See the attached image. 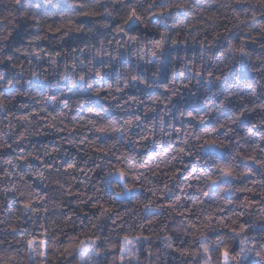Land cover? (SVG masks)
<instances>
[{
  "label": "snow or ice",
  "instance_id": "6c2138e0",
  "mask_svg": "<svg viewBox=\"0 0 264 264\" xmlns=\"http://www.w3.org/2000/svg\"><path fill=\"white\" fill-rule=\"evenodd\" d=\"M11 2L20 13L19 17H0V20H8V23L14 26H18L15 24L16 19L30 21V25L37 31L27 39L26 44L20 46L8 43L12 36L11 31L0 33V65L5 69V74L0 75V89L4 90L0 92V115L7 121L4 125L7 130L3 131V138L0 139V194L5 202L4 209L9 212L11 194L12 202L19 205L16 208L19 213L17 219L26 218L32 225V232L29 234L28 230L13 223L11 219H0V225H3L0 232L6 233L0 238V264H23L19 259L21 253L27 255L30 264H65L68 257H75L76 254L80 257L79 264H108L110 253L111 264H145V261L147 264H159L163 256L169 253L178 254L185 264H264V235H249L250 232L256 231V225L248 224L244 219L246 216L255 215L254 209L259 206L256 223L264 225V179H252L254 175L264 177V132L260 131L264 128V93L260 94L259 101L251 107L252 112H258L259 123H252L246 128L245 135L237 134L238 138L232 137L225 142L220 139L218 133L223 129V135L231 137V125L240 121L249 111L246 106L237 110L232 118L223 122L217 121L210 127L205 126L201 131H197L191 123L185 129L184 120L181 119V126H172V132L167 133L169 137L175 133V145L172 139H169L166 147L163 141L160 142L163 155L149 150L147 146L150 137L154 140L155 121L152 125H144L146 133L139 134L138 139H133L130 133L140 124L141 115L132 114L124 118L122 123L120 118H109L106 115L113 101H116L117 109L124 111H131L124 108L126 104L143 103L136 95L119 96L115 93H126L136 84L152 87L137 71L124 67L129 61L124 59L123 53H127L129 58H144L141 55L140 28L143 27L145 31H151V27L159 28V18L166 19L171 15L172 9L183 11L188 5L183 0H172L167 4L148 0L146 6H142L134 0H126L122 3L123 11L118 13L119 20L113 31L117 36L127 37V40L115 37L107 41L100 39L99 47L96 43L90 45L85 40L82 44L71 46L69 50L62 48L50 37L62 42L71 33L87 35L83 26L71 20L64 21L63 16L60 19L64 22L49 23L51 17L38 15L41 5L35 3V0ZM71 2L78 16L91 18L99 14L90 10L83 0ZM242 2L243 0H235L236 4ZM33 7L37 11H32ZM226 7L233 6L228 4ZM261 7H264V0H261ZM107 15L111 16L112 13ZM240 23L244 21L241 20ZM165 27L167 28L166 23ZM91 31L92 29H88V32ZM260 32V47L264 48V27ZM244 35L247 39L239 44H234L224 37L226 47H219L251 61L252 55L246 44L257 43V37L251 36L250 33ZM219 39L221 36L217 33L207 44L203 40L200 41V46L210 48ZM41 42H48L50 48L42 47ZM168 42L163 33L159 39L149 41L155 50L151 52V59L146 62L152 64L155 60L157 71ZM170 42L172 45L178 43L175 39ZM106 44H115V48L110 50L106 48ZM132 45H137V48L133 50ZM224 51L219 54L223 56ZM17 53L34 57L37 61H44L47 57L46 63L49 67L45 68L44 72L56 78L57 86L61 81H65L68 91L79 89L81 94L87 92L89 95L86 99L78 98L73 101L77 113H80L81 107L87 105V115L68 117L64 111L49 110L45 106L46 101L61 102L60 97L55 94L41 93L37 97L31 92L22 91L25 65L19 61ZM61 58L64 59V66L58 71ZM258 59H261V65H264V58ZM97 60L99 66L96 64ZM28 64H32L31 59ZM259 71L264 77V66L260 67ZM30 76L29 83L33 80L42 82L40 74L36 71H30ZM196 76H202V72H196ZM242 79L238 77L233 87L239 86ZM224 80L226 75L223 69L219 72L207 71L206 82L209 85ZM190 83L191 81L183 87H189ZM246 87L251 89L249 97L255 98L257 93L253 85L248 83ZM48 90L49 93L53 92L51 83ZM163 90L169 95L164 97L163 101L157 96L152 103H164L167 109L179 95V90L170 88L168 84L163 85ZM61 94L63 95V92ZM222 94L224 101H229L235 96L243 104L245 99L239 92H234L232 87L226 88ZM17 96H29L40 107L29 110L28 105L21 104L18 112H14L9 105ZM98 101L107 102V107ZM62 103L67 112L73 111L67 100ZM224 106V102H221L220 107ZM207 108L208 111H204L203 115L202 110L196 108H177V111L181 118H186L189 122L207 125L206 118L211 115V105H207ZM155 111V108H147L145 115ZM69 119L71 123L67 122ZM45 129L56 133L66 132L67 136L62 137L63 143L74 148L76 153H82V157L77 159L64 151V159L57 163L56 155L62 151V145L50 149L47 145L44 146L43 156L50 157L51 162L43 159L41 153L35 149L26 151L31 138L44 135ZM160 131H165L163 117ZM89 133L93 135L89 136ZM241 140L244 141L243 144ZM233 143L234 147L229 150V145ZM128 145H131V151L125 150ZM141 148L147 153V159L141 154ZM214 153L220 155H213ZM185 157H196V165L192 166L186 162ZM201 160L206 167L200 165ZM237 160L245 162L243 167L234 163ZM34 161L38 166H34ZM89 161H92L94 168L88 164ZM177 164L180 167H177ZM145 168L147 172L143 171ZM95 170L102 173L101 184L115 192L114 196L106 193L107 200L97 195L101 189L95 184L89 194L87 189L83 192L75 191L70 183L71 180L77 179V173L88 177ZM152 178H157L162 187L157 184L145 188V182L153 183ZM257 184L259 188L255 187ZM137 185L142 190L150 191L155 198L138 200V207L149 210L155 205L157 213H165L171 220L162 222L160 216L155 214L152 218H144L135 224L139 229L138 234L132 235L131 238L125 234L119 245L113 244L111 237L97 234L103 232L105 220H111L112 225H117V220L113 217L115 209L110 201L114 203L116 198H127L129 194H135ZM66 196L76 197L78 206L90 203L91 208L95 209L93 216L96 222H90L88 227L96 231H85L83 222L79 234L67 231L69 226L75 229L80 215L77 210L70 213L65 210ZM84 215L87 216L88 213ZM116 216H119L118 212ZM37 227L41 230L40 238H37L35 232ZM118 227L123 228V224ZM261 231L264 232V228H261ZM9 236L13 238L9 239ZM154 240L162 241V250L153 247ZM13 245L17 246L14 254L7 251Z\"/></svg>",
  "mask_w": 264,
  "mask_h": 264
},
{
  "label": "trees",
  "instance_id": "16d2710c",
  "mask_svg": "<svg viewBox=\"0 0 264 264\" xmlns=\"http://www.w3.org/2000/svg\"><path fill=\"white\" fill-rule=\"evenodd\" d=\"M83 2L90 10L99 14L91 18L78 16L77 12L73 10L71 0H35V3L41 5V9L38 10V15L44 18L51 17V19L48 20L49 23L59 24L71 20L75 24L83 26L85 33H87V35L84 33H71L68 37H65V40L62 42L58 41L55 37H50L51 40L60 44L62 48L69 50L71 46H74L77 43L82 44L85 40H87L90 45L96 43L97 47H99L98 41L100 39L107 41L112 40L115 37L116 39L127 40V37L117 36L113 31L119 20L118 13H122L123 11L122 3L126 2V0H121V2H116V0H83ZM134 2L146 6L148 0H134ZM170 2H172V0H158V3L167 4ZM176 2H180V0H176ZM183 2L186 3L188 7L183 11L172 9V13L168 18H159V28L151 27V31H145L143 27L140 28L139 39L142 46L141 55L144 57L143 59L136 56L129 58L127 53H123L124 59L129 61L124 67L137 71L143 79H146L152 85V87H145L144 85L136 84L132 85L126 93H115V95H136L138 99L143 101V103L126 104L124 105V108L131 109V111H124L123 109H117L115 107L116 101H113L112 107L109 108L106 113L109 118H120L121 123L124 118H127L132 114L141 115L140 124L134 127L130 133L133 139H138L139 134L146 133L144 125H152V122L155 121L154 140L150 137L147 146L149 150H154L161 155H163L161 141H163V145L166 147L169 139H172L173 144L175 145V133H173L172 137H169L167 133L172 132V126L180 127L181 119L184 120L185 129H187L189 123H191L195 126L197 131H201L205 126L210 127L216 124L217 121L223 122L232 118L237 110L246 106L249 108V111L240 121L231 125L233 128L231 137H225L223 135V129L218 133L220 139L225 140V142L231 140L232 137L238 138L237 134H239V136L245 135L246 128L250 127L252 123H259V114L258 112H252L251 107L255 102L259 101L260 94L264 93V87H261V85H264V77H262L261 72L259 71L260 67L264 65H261V59H258V57L264 58V48L260 47V39L262 35L260 29L264 27V7H261V0H250V2L249 0H243L240 4H236L235 0H183ZM228 4H231L233 7H226ZM32 11L37 10L33 7ZM109 12L112 13L111 16L107 15ZM19 15L20 13L17 11L11 0H0V17H8L9 19H12L13 17H19ZM61 16L64 17V21L60 19ZM241 20H243L244 23L241 24ZM165 23L167 24V28L165 27ZM15 24L18 26L9 24L8 20H0V33H4L5 30L12 32V36L8 42L9 44H15L16 46L26 44L27 39L37 31L35 27L30 25V21L16 19ZM105 25H111V27H105ZM236 25H239V27ZM88 29H92V31L88 32ZM161 33L168 38L169 42L165 45L164 55L160 60L159 71H157L155 60L152 64H148L146 61L151 59V52L155 50L149 41L159 39ZM217 33L220 34L221 39L213 43V46L210 48H201L200 41L203 40L207 44L212 41V37L216 36ZM245 33H250L251 36L257 37V43L253 44L248 42L246 44L247 50L252 55L251 61L246 58H241L238 54L224 51L223 48L219 47V45H224L226 47L224 37H227V39L231 40L234 44H239L242 40L247 39L244 35ZM172 39L177 40L178 43L172 45L170 42ZM41 46L50 48L48 42H41ZM105 46L110 50L115 48V44H106ZM132 48L135 50L137 45H132ZM6 51H10V49H6ZM221 51H224L223 56L219 54ZM16 55L18 56L19 61L23 62L25 65L22 77V91L31 92L32 95L37 97H39L41 93L55 94L60 97L61 102L54 103L52 101H46L45 106L49 110L55 109L56 111H64L67 113L68 117H79L81 114L87 115V105L81 107L80 113H77L76 105L73 104V101L78 98L86 99L89 94L87 92L81 94L79 89L68 91L66 87L67 82L65 81H61L57 86L56 78L50 73L44 72V69L49 67L46 63L47 57H45L44 61H37L34 57L21 56L19 53ZM77 55H79V53H77ZM89 58H91L90 55ZM29 59L32 60L31 65L28 64ZM96 64L99 66L98 60L96 61ZM201 65H203V69H201ZM63 66L64 59L61 58L60 67L57 70L61 71ZM220 69L224 70L226 80L223 82H214L212 85H209L206 82L207 71L213 70L219 72ZM30 71H36L39 73L42 82L37 83L33 80L32 83H29L28 81L31 79ZM69 71H71V69H69ZM196 72H202V76H196ZM3 74H5V69L0 65V75ZM45 76L47 79H45ZM238 77H242L243 79L239 86L233 87ZM115 78L116 76L114 75L113 79ZM189 81H191L189 87H183V85ZM49 83L52 85V93H49L48 90ZM248 83L253 85V89L257 93L255 98H251L248 95L251 91V89L246 87V84ZM165 84H168L170 88L179 90V95L174 98L173 103L169 105L167 109L164 107V103H152V100L157 96H160L163 101V98L169 95V93H166L163 90V85ZM228 87H232L234 92H239L245 97L243 104H241V101L235 96L229 101H224V95L222 92L226 91V88ZM3 91L4 90L0 89V92ZM62 92L63 95L61 94ZM64 100H67L68 104L72 106V112H67V109L64 108L62 103ZM122 102L123 101L121 100V103ZM221 102H224L225 104L223 108L220 107ZM98 103L104 104L105 107H107V102L105 101H98ZM21 104L28 105L29 110L40 107V105L35 104L29 96H17L9 107H11L14 112H18ZM207 105H211V115L206 118L207 125H200L195 121L189 122L186 118H181L177 111V108H183L185 110L196 108L202 110L201 115H203L204 111H208ZM147 108H155L156 111L148 112L147 115H145V110ZM169 113H172V115ZM161 117H163V127L165 129L163 133L160 131ZM67 122L71 123V120L69 119ZM5 124H7V121H4L2 115H0V139L3 138V131L7 130L4 127ZM260 131L264 132V128L260 129ZM44 132V135L31 138V143L26 151H32L35 149L41 153L43 159L51 162L50 157L43 156L44 146L47 145L50 149L53 146L62 145V151L56 155L57 163L64 159V151L69 152L70 155L77 159L82 157V153H76L74 148L63 143L62 137L67 136L66 132L56 133L50 129H45ZM88 135L91 136L93 134L89 133ZM243 143L244 141L241 140V144ZM81 147L83 148L84 146L82 145ZM233 147L234 143L230 144L229 150ZM125 150L131 151V145L126 146ZM193 151H195V149H193ZM141 154L147 159V153L144 152L143 148H141ZM213 155L219 156L220 154L214 153ZM184 159L192 166H195L197 163L196 157H185ZM199 163L201 166H205L203 160ZM234 163L240 164L241 167L245 164L244 161L239 160ZM33 164L34 166H38V163L35 161ZM88 164L94 168L92 161H89ZM177 167H180V165L177 164ZM143 171L147 172L148 170L145 168ZM76 175L77 179L70 181L75 191L83 192L87 189V192L90 194L93 191L92 185L95 184L101 189V192L97 195L103 196L105 200L108 199L106 193L112 196L115 195L114 190H109L101 184L100 178L102 173L99 170L90 173L88 177L79 173ZM252 179L258 181L264 179V177L254 175ZM152 180V184L145 182L144 187L151 188L157 184L162 187V184H160V181L157 178H152ZM80 181H84V183H80ZM0 186H2V182H0ZM255 187L259 188V184L255 185ZM233 195L235 196L239 194ZM169 198H171V194H169ZM146 199L151 200L155 198L152 197L150 191L142 190L139 185H137L135 194H130L128 198H116L114 203L110 201L115 209L113 217L117 220V225H112L111 220H105L103 221V232H98L97 234L102 237H111L113 244L119 245L122 241L123 235L128 234L131 238L132 235L138 234L139 229L135 227V224L144 218H152L155 214L160 216L162 222H168L171 220V217H168L165 213H157L155 205L149 210L138 207L137 201H144ZM64 200V208L66 211L70 213L73 210H77L80 215L79 220L76 222L75 229L69 226L67 229L68 232L72 233L74 231L76 234H79L81 222L86 226L85 231H96L88 227L90 222H96L93 216L95 209L91 208L90 203L78 206L76 203V197L74 196H66L64 197ZM9 202L11 203L10 212L4 209L5 202L3 200V195L0 194V219H5L6 221L11 219L13 223L25 228L28 230L29 234H31L32 225L26 221V218L21 217L17 219L19 213L16 212V208H18L19 205L12 202L11 194L9 195ZM258 208L259 206L254 209L255 215L246 216L244 218L248 224L256 225V231L250 232L249 235H264V232L261 231V228H264V225L256 223V215H259ZM116 212L119 213V216H116ZM84 213H88V215L85 216ZM120 217H123V219ZM120 224H123V228L118 227ZM2 227L3 225H0V228ZM156 227L158 228L159 225H156ZM113 229L116 230L114 231ZM40 231L41 230L38 227L35 229L37 238H40ZM163 234L164 233H161V235ZM4 235H6V233L0 232V238ZM12 238V236H9V239ZM82 238L86 239V237ZM238 240L239 238H237V244ZM229 243L232 242L229 241ZM16 247V245H13V247L7 249V251L14 254ZM153 247L162 250V241L154 240ZM19 259L22 260L23 264H30L25 253H21ZM79 260L80 257L76 254L75 257H68L65 264H79ZM111 260L112 255L110 253L108 256V264H111ZM13 264H15V262H13ZM145 264H147L146 261ZM159 264H185V262L178 254L169 253L168 255L163 256V259L159 261ZM245 264H247V262H245Z\"/></svg>",
  "mask_w": 264,
  "mask_h": 264
},
{
  "label": "rangeland",
  "instance_id": "374dc122",
  "mask_svg": "<svg viewBox=\"0 0 264 264\" xmlns=\"http://www.w3.org/2000/svg\"><path fill=\"white\" fill-rule=\"evenodd\" d=\"M129 196H130V194H129ZM129 196H128V197H129ZM128 197H127V198H128Z\"/></svg>",
  "mask_w": 264,
  "mask_h": 264
}]
</instances>
